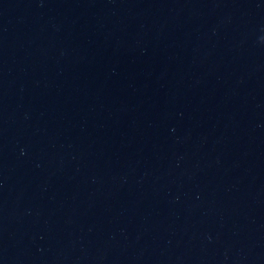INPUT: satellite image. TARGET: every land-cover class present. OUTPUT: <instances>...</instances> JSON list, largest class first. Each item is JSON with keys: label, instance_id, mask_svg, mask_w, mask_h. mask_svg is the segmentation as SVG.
<instances>
[{"label": "water", "instance_id": "95a60500", "mask_svg": "<svg viewBox=\"0 0 264 264\" xmlns=\"http://www.w3.org/2000/svg\"><path fill=\"white\" fill-rule=\"evenodd\" d=\"M0 264H264V0H0Z\"/></svg>", "mask_w": 264, "mask_h": 264}]
</instances>
